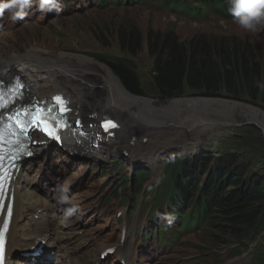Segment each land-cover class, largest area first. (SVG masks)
<instances>
[{"label":"rangeland","instance_id":"374dc122","mask_svg":"<svg viewBox=\"0 0 264 264\" xmlns=\"http://www.w3.org/2000/svg\"><path fill=\"white\" fill-rule=\"evenodd\" d=\"M85 1L73 0V10L69 15L67 11H59L51 18L50 22H44V19L47 20L49 18L43 16L35 26L19 29L15 35H13L11 29L0 31V42L3 43L0 44V59L10 54L25 55L29 52L41 54L42 57L45 56L46 58H54L62 55L65 61H72V66L81 75V80L83 81L81 85L85 87L84 93L89 95V99L102 101L107 95L102 77L107 76L106 71L109 69L95 61L92 55L110 54L111 56H123L116 48L117 43L114 39L118 28L134 27L142 36L149 29L157 32L174 31L185 42L190 41L196 36H205L207 38L235 37L242 41L247 40L251 43L258 44L261 48H264V29L258 32H245L233 21L224 19L204 21L201 24H195L187 19L165 16L164 13L152 12L144 7L136 10L117 8L105 12L100 9L97 10L91 4L86 7ZM113 1L116 2V0ZM110 7L114 8V6ZM12 36L14 38L9 42ZM6 41L7 43H5ZM76 58L84 60V65H80ZM131 61L138 74L141 89L144 94L141 98L148 100V103L152 106L163 107L170 102L185 99H200L204 102L197 107L198 110L196 111L183 110L180 113L171 112L173 114H170L171 117L159 116V122L161 121L164 125H166V120L172 121L173 125H167L168 128L160 127L159 123L132 122L129 119L126 120L123 118L125 124L126 122L130 125L136 123L144 131L150 132L151 130H160V128L165 129L164 133L167 139L159 143L158 141L156 143L152 139H145L146 142L143 144L145 149L141 154L142 159L136 160L134 163L122 157L120 150L117 148L124 149L127 141L132 137L133 132L140 131L135 126L123 128L120 132V139L115 143V149L101 151L88 164L76 163V165H72L70 160L76 162L86 161L73 160L64 156L59 150L56 152L54 150L56 147H52V145H50L51 147L49 149L48 147H35L40 157V161H37L39 165L50 171L62 170L68 177L67 184L70 182L75 183L76 186L71 183L70 187L73 195L77 193L79 198L83 200L86 195H90L92 192H107L109 190V181L117 180V175L110 171L106 174L103 172V175H100V171L102 172L104 169L108 170L106 163H111L116 157L117 159L115 161H121V164L126 166L127 175H129L132 167L136 168L144 164L152 163L159 164L165 161L172 153H176L181 157L183 156L182 152H189V156L194 157L197 154L199 155L200 152L209 150L210 154L220 156L221 159L227 156L236 157L239 161L247 163L253 174L257 173L264 176V133L256 123L261 118L255 120L249 115L246 116L244 111L242 112L238 109L239 107L252 108L260 113L261 116V114H264V107H262L264 105L261 104L260 99L252 101L245 95L236 97L226 93H222L216 98L187 93L179 99L159 101L155 97L156 94L151 82L150 69L152 67V60L147 56L145 49ZM62 79L64 80V78ZM85 116H80L83 122ZM251 119L253 122H251ZM144 124L149 125L151 128L146 127ZM84 127L88 129L85 125ZM194 130H198V132L194 133ZM145 134L147 135V133ZM124 138H127L126 142H123ZM47 149L48 151L45 152ZM121 164L115 170L119 178L126 173V170H124ZM94 166L98 167V169ZM53 178L58 177L53 176ZM35 179L36 177L33 180ZM65 186L68 187V185ZM98 186L99 188H97ZM57 192V194H60L58 188ZM55 194L56 192L53 193V195ZM79 204L84 203L79 202ZM110 220L112 223L116 220L113 211L110 214ZM98 226L100 228L93 230L85 237L86 239L79 237L77 244H83L87 240L92 239L95 240L97 247L105 245L112 233V228L106 231L104 229L105 224ZM116 227L114 225V228ZM203 234L201 233L195 239H192L197 240L203 245H210V242ZM197 259L202 261L201 258ZM184 262V259L178 260L177 264H184Z\"/></svg>","mask_w":264,"mask_h":264},{"label":"trees","instance_id":"16d2710c","mask_svg":"<svg viewBox=\"0 0 264 264\" xmlns=\"http://www.w3.org/2000/svg\"><path fill=\"white\" fill-rule=\"evenodd\" d=\"M115 35L123 56L94 54L92 58L106 66L131 95H144L131 60L145 49L152 60L151 82L159 101L187 93L209 98L226 93L260 99L264 105V90L254 86V80L264 79V48L258 44L226 36H196L185 42L174 31L149 29L142 36L134 27L118 28ZM173 159L168 160V179L180 200L190 196L200 178L206 179L194 212L209 219L204 235L209 246L223 245L230 238L240 242L264 228V176L253 174L247 163L233 156L221 159L209 150L193 158Z\"/></svg>","mask_w":264,"mask_h":264},{"label":"bare ground","instance_id":"6f19581e","mask_svg":"<svg viewBox=\"0 0 264 264\" xmlns=\"http://www.w3.org/2000/svg\"><path fill=\"white\" fill-rule=\"evenodd\" d=\"M44 57L45 56L42 57L41 54L29 52L25 55L10 54L7 57L1 58L0 80H11L13 76L19 75L27 86L28 97L36 101L52 99L55 95L61 94L70 104L71 113L69 115L73 119L86 115L84 118V125L90 131L95 130L94 127L102 121L100 118L104 113L112 115L117 125V128L114 130L115 134L113 136L102 135L101 144H97L99 139L93 138L94 143L99 146L98 149L105 148L107 150H114L115 143L121 137L120 132L123 128H127V126H135L140 129L139 132H133L131 135L136 137V142L152 139L156 143L157 141L159 143L167 139L164 133L165 129L160 128V130H151L150 132L144 131V129L136 123L130 125L126 122L125 124L123 118L126 120L129 119L132 122H146L149 124L159 123L160 127L168 128L167 125H173L172 121L166 120V125H164L161 121L159 122V116L171 117V112L180 113L183 112V110L196 111L198 110L197 107L204 102L200 99H185L170 102L163 107H154L148 103V100L130 95L123 88L120 81L107 69V76L102 77L107 95L102 101H93L89 99V95L84 93L85 87L81 85L83 82L81 80V75H79L77 69L72 66L71 60L65 61L62 55L54 58ZM76 59L80 65H84V60L79 58ZM62 78H64V80ZM68 83L70 84L67 85ZM238 109L242 112L244 111L246 116L249 115L255 120L261 118V120L256 123L261 127L264 133V114L260 116V113L252 108L239 107ZM251 122H253L252 119ZM144 125L151 128L147 124ZM196 132H198V130H194V133ZM145 133H147V135ZM127 146L128 145H126L124 149H127ZM117 149L120 151L124 150L121 148ZM143 149H141V151H143ZM96 150L95 148H90L86 154L92 156ZM32 151L34 155L35 150L33 149ZM136 160H141L140 153ZM13 187L16 194V202L7 239V264H23L19 263L17 258H15L14 248H17V250L24 249V252H31L33 249L41 246L44 252L40 258L31 257L27 259V261H29L28 264H40V259L44 258L49 249L58 242V238L51 234L49 229L54 213L52 211V215H50L45 205L41 204L38 200H33L28 195L20 193L22 188V177L20 174L17 175ZM34 217H36L37 220H34ZM68 264H85V262L75 260Z\"/></svg>","mask_w":264,"mask_h":264},{"label":"clouds","instance_id":"9594fccd","mask_svg":"<svg viewBox=\"0 0 264 264\" xmlns=\"http://www.w3.org/2000/svg\"><path fill=\"white\" fill-rule=\"evenodd\" d=\"M33 0H0V16L7 11L12 19H23L24 9L31 7ZM228 12L233 18V22L245 32H258L264 29V0H227ZM36 8L40 12L52 10L60 11L58 0H36ZM254 86L264 90V79L254 80ZM160 183V179L156 180ZM59 203L69 204V188L65 185L58 187ZM78 211L77 205H72L64 209L65 218L72 217ZM162 219L168 226H171L176 217L174 214L165 213Z\"/></svg>","mask_w":264,"mask_h":264},{"label":"snow or ice","instance_id":"6c2138e0","mask_svg":"<svg viewBox=\"0 0 264 264\" xmlns=\"http://www.w3.org/2000/svg\"><path fill=\"white\" fill-rule=\"evenodd\" d=\"M59 104H63L59 97L56 98ZM0 104H2V100H0ZM62 111H67L66 108H62ZM11 119V118H10ZM16 126L20 127V131L24 132L26 130V125L21 126L23 122L19 121L18 119L15 120ZM58 124L59 122L56 121ZM32 124L35 127H38L41 131H44L46 135L51 138L59 140L60 137L57 132V128L53 126V122L50 121L47 117L38 115L37 117L33 118ZM111 127H115V125H110ZM108 125H106V128ZM0 139H2V133H0ZM0 188H2V183H0ZM3 259V232L0 231V264H2Z\"/></svg>","mask_w":264,"mask_h":264},{"label":"water","instance_id":"95a60500","mask_svg":"<svg viewBox=\"0 0 264 264\" xmlns=\"http://www.w3.org/2000/svg\"><path fill=\"white\" fill-rule=\"evenodd\" d=\"M190 149H192V148H190Z\"/></svg>","mask_w":264,"mask_h":264}]
</instances>
